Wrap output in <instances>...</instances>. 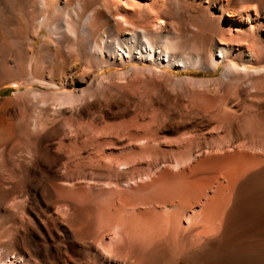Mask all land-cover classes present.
Segmentation results:
<instances>
[{
	"label": "bare ground",
	"instance_id": "bare-ground-1",
	"mask_svg": "<svg viewBox=\"0 0 264 264\" xmlns=\"http://www.w3.org/2000/svg\"><path fill=\"white\" fill-rule=\"evenodd\" d=\"M194 3L0 0L38 84L0 97V264H264V0H218L215 38ZM138 155L167 176L131 215Z\"/></svg>",
	"mask_w": 264,
	"mask_h": 264
},
{
	"label": "rangeland",
	"instance_id": "rangeland-1",
	"mask_svg": "<svg viewBox=\"0 0 264 264\" xmlns=\"http://www.w3.org/2000/svg\"><path fill=\"white\" fill-rule=\"evenodd\" d=\"M217 1L218 0H187V2H189L191 4H192V2H195L194 4H199V8L193 9L191 11L187 10V12L190 16L197 17V16H199L200 11H204L206 13L207 18L213 22V26H212L211 31H210V33H211L210 37L211 38H215L216 36H222L223 31H225L227 28L228 22L230 20H232L228 16V14L223 15V16H220V14L219 15L217 14V12L215 11L217 8L212 7V5L217 3ZM154 16H155V13H152L151 19H154L155 18ZM262 22H264V15H262V19L258 18V19H255L254 21L251 22L253 24V26H255V30L257 32L259 31L260 24ZM249 23H250L249 21H242V23L237 22L235 25H236V28H238L240 30H245L248 28ZM16 24L17 23L15 21H6V23L4 24V27L0 28V90H2L0 92V97H3V98L12 97L16 93L18 94L20 92H24L29 88H32V89H34L35 87L38 88V84L28 85L25 82L26 80H28V78H26V76L24 75L25 74V68H26V63H25L26 61H25V58H23L24 55L20 50L21 48L17 44L14 43L16 41L15 35L12 33V35L14 36V39H13V36L10 34L11 29L16 28L15 27ZM162 31H163V29L159 32V34H161ZM43 33H45V32H43ZM101 34L106 35L107 31L104 30V31H102ZM259 35L262 36L263 32H262V34H259ZM40 40L41 39L39 38V42H40ZM11 44L12 45L15 44V48H14V46H11ZM209 50H210V48H209ZM14 59H15V61H14ZM131 65L132 64H130L128 67L121 69V71H125V70L129 69V67ZM169 70L171 72L170 73L171 76L173 78H176V79L184 78V77L213 79V78H216L219 76L221 68H219L218 71L215 73H212L210 70L195 69V68H186V69H181V68L173 69V68H171ZM169 70L167 67H165L164 71H169ZM114 71H115V69H113V68L98 71L93 76V79L97 76L108 75L110 73H113ZM157 81L163 86V88H165L166 90H170L169 89L170 88L169 87L170 86L169 81L162 80V79H157ZM143 94H144V90L139 89L137 91L136 95L133 96L132 98L135 99V102H141V97L143 96ZM119 101L123 102V100H119ZM119 120H122V119H118V121ZM161 147L163 150L164 149L168 150V148L169 149L171 148L168 145H162ZM172 149H174V148H172ZM138 157H139V155L136 156L135 158H132V160L134 162L132 160H130L129 163H128V161H126L128 163L127 167L120 169L121 171L117 170L118 172H116V174H115V175H119V174H123L125 172L128 175L127 176L125 174L128 177V180L126 183L122 184V187H120L121 190L117 189L116 190L117 193L115 192L116 194L114 196L113 195L112 196L115 198L117 197V199L122 197V198L126 199L127 201L134 203L133 205L136 207H134V206L132 207L131 206L132 204H131L130 207L128 206L129 208H127V210L130 212H131V210L133 211V208H134V211L135 210L136 211L137 210H141V211L144 210L145 207H143V206H145L146 203H145V205H142V203L144 204V202H147L150 200V199L147 200L149 198V194H150V197H155L156 195L159 194V192L161 190L165 189V188H163V187H165L163 185V183H164L166 176H167L166 172L164 171L165 170L164 167L162 168L160 166L157 169L148 170V167H147L148 166L147 163H149L147 160L148 158L146 159V157H144L145 161H146V163H145V161L143 160V156H140L139 158L142 159L141 160L142 164H141V163H139L140 159ZM174 170L175 169H172L171 171L174 172ZM159 189H161V190H159ZM154 191H155V193H156V191H159V192H157L158 194L157 193L154 194ZM105 194L102 196L101 201H103L104 198L105 199L107 198L106 195L109 197L111 195V194L110 195H108V194L105 195ZM151 195H153V196H151ZM147 196H148V198H147ZM109 197L107 199H109ZM113 197H110V199ZM115 198H113V199L116 200ZM142 200H143V202H142ZM106 201H108V200H106ZM132 214H134V212L133 213L131 212V215ZM113 233L114 232L111 231V233L109 232L108 235H110V234L112 235Z\"/></svg>",
	"mask_w": 264,
	"mask_h": 264
}]
</instances>
